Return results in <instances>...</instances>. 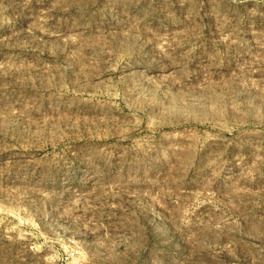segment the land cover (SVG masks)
Masks as SVG:
<instances>
[{"label":"rangeland","instance_id":"obj_1","mask_svg":"<svg viewBox=\"0 0 264 264\" xmlns=\"http://www.w3.org/2000/svg\"><path fill=\"white\" fill-rule=\"evenodd\" d=\"M145 1L0 0V264H264V0Z\"/></svg>","mask_w":264,"mask_h":264},{"label":"bare ground","instance_id":"obj_2","mask_svg":"<svg viewBox=\"0 0 264 264\" xmlns=\"http://www.w3.org/2000/svg\"><path fill=\"white\" fill-rule=\"evenodd\" d=\"M117 1V0H116ZM118 1H120V0H118ZM145 1V0H144ZM122 2V1H121ZM146 2V1H145ZM133 3V2H132ZM138 4V3H137ZM130 7V6H129ZM126 8H128L127 6H126ZM135 8V7H134Z\"/></svg>","mask_w":264,"mask_h":264}]
</instances>
